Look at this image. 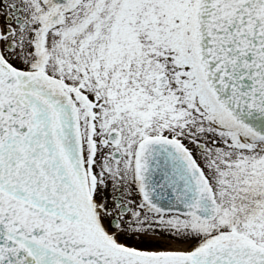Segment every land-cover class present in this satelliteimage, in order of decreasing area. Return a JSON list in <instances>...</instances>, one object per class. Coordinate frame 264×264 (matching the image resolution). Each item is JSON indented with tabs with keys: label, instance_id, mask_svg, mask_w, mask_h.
I'll list each match as a JSON object with an SVG mask.
<instances>
[{
	"label": "snow or ice",
	"instance_id": "1",
	"mask_svg": "<svg viewBox=\"0 0 264 264\" xmlns=\"http://www.w3.org/2000/svg\"><path fill=\"white\" fill-rule=\"evenodd\" d=\"M0 264H264V0H0Z\"/></svg>",
	"mask_w": 264,
	"mask_h": 264
}]
</instances>
